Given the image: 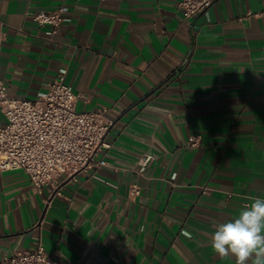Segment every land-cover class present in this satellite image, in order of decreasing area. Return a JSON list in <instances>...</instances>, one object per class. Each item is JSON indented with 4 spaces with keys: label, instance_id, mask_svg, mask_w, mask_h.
Wrapping results in <instances>:
<instances>
[{
    "label": "crops",
    "instance_id": "crops-1",
    "mask_svg": "<svg viewBox=\"0 0 264 264\" xmlns=\"http://www.w3.org/2000/svg\"><path fill=\"white\" fill-rule=\"evenodd\" d=\"M180 1L0 0L9 94L35 99L65 70L77 109L113 120L107 165L61 177V195L0 171V259L40 236L63 264H235L211 237L264 199V0H216L188 20ZM59 7L68 20L50 39L32 14Z\"/></svg>",
    "mask_w": 264,
    "mask_h": 264
},
{
    "label": "built area",
    "instance_id": "built-area-1",
    "mask_svg": "<svg viewBox=\"0 0 264 264\" xmlns=\"http://www.w3.org/2000/svg\"><path fill=\"white\" fill-rule=\"evenodd\" d=\"M216 0H181L179 7L186 20L197 17ZM264 19V7L260 13ZM33 20L46 27L52 39L61 24L68 20L64 7L41 9L32 14ZM78 95L66 82V71L58 73L45 93L35 99L14 97L8 85L0 80V110L6 122L0 125V171L22 169L27 172L39 193L47 188L50 197L62 194L63 182L79 173L107 165L98 159L102 148L110 147L107 140L113 120L108 109L90 111L77 109ZM202 136L191 134L190 147H199ZM145 153L138 161L141 169L152 160ZM63 178V182L61 181ZM141 189L134 185L132 195ZM0 264H63L57 252L49 253L40 236L35 245L22 251L4 255Z\"/></svg>",
    "mask_w": 264,
    "mask_h": 264
},
{
    "label": "clouds",
    "instance_id": "clouds-1",
    "mask_svg": "<svg viewBox=\"0 0 264 264\" xmlns=\"http://www.w3.org/2000/svg\"><path fill=\"white\" fill-rule=\"evenodd\" d=\"M211 247L220 257H233L235 264H264V199L252 198L234 218L218 223Z\"/></svg>",
    "mask_w": 264,
    "mask_h": 264
}]
</instances>
